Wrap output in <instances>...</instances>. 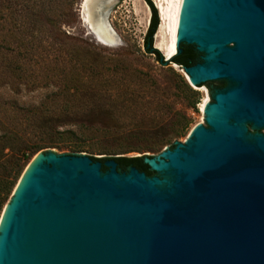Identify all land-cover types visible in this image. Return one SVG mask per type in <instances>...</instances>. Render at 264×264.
Returning <instances> with one entry per match:
<instances>
[{"label": "water", "instance_id": "1", "mask_svg": "<svg viewBox=\"0 0 264 264\" xmlns=\"http://www.w3.org/2000/svg\"><path fill=\"white\" fill-rule=\"evenodd\" d=\"M115 2L82 0L79 12L112 34ZM181 25L176 53L192 43L205 60L177 65L185 79L236 84L209 108L211 129L145 158L173 175L168 187L114 160L102 171L90 156L39 153L36 183L0 217L3 264H264V0H195Z\"/></svg>", "mask_w": 264, "mask_h": 264}, {"label": "rangeland", "instance_id": "2", "mask_svg": "<svg viewBox=\"0 0 264 264\" xmlns=\"http://www.w3.org/2000/svg\"><path fill=\"white\" fill-rule=\"evenodd\" d=\"M151 1L160 24L157 0ZM164 1L165 5L168 3V12L175 0ZM47 2H50L51 12H48L54 27L39 17L32 20L30 14L29 18L13 15L15 33L8 39L15 50L9 57L12 68L6 69L0 58V136L9 137L8 141H0V152L4 143L38 149L22 167L1 206L0 217L35 155L53 153L96 158L145 155V158L155 159L166 149L175 150L178 146L184 149L193 139L196 127L211 129L209 108L216 104L219 93L236 84L225 82L223 88H218L216 81L194 87L189 83L198 93L192 107L188 102L189 93L180 88L178 77L170 70L171 67L183 75L180 68L171 63L160 64L145 50L143 39L151 15L145 0H116L107 17L113 42L95 37L88 26L90 22L80 15L82 0H73L71 5L59 4L57 0H29L28 4L34 5L35 11L41 3L46 6ZM62 12L65 15L62 16ZM159 38L158 41L166 40V35L159 34ZM3 39L0 27V44L5 42ZM156 48L166 59L165 52ZM207 55L204 51L203 56ZM202 61L205 60L201 58ZM128 92H132V96H143L142 101L161 99L170 109L188 117L191 122L183 135H173L153 150L132 151L129 147L134 141L119 135L120 126L130 124L131 108L127 106L130 103L119 102L122 97H130ZM205 100L206 111L203 112L201 103ZM4 153H8V157L0 163L3 192L16 173L12 151L6 148ZM120 170L128 173L129 168ZM150 170L148 176L158 178L168 187L173 175L154 166H150Z\"/></svg>", "mask_w": 264, "mask_h": 264}, {"label": "trees", "instance_id": "3", "mask_svg": "<svg viewBox=\"0 0 264 264\" xmlns=\"http://www.w3.org/2000/svg\"><path fill=\"white\" fill-rule=\"evenodd\" d=\"M29 0H0V5H3V8L0 9V27L3 36L4 43L0 44V58L3 66L6 69L12 68L11 61L9 57L13 54L14 49L9 45L8 39L13 36L15 33L13 30V15H19L21 18L30 17L33 15L34 21L39 17L40 20L46 22L50 27H54V23H51L53 20L51 18V10L48 8L50 2L46 6H43L41 3L39 8L34 11V5L31 6L28 4ZM59 4L62 5H71L73 0H57ZM147 3L151 15L148 23V27L143 39V45L147 53L154 56V59L160 64H167L164 56L159 52L157 48L153 46L154 43V34L158 28L159 19L157 14V9L153 5L151 0H145ZM64 12L60 13L62 16ZM59 14V15H60ZM44 16V18H43ZM29 18V17H28ZM49 21V23H48ZM51 21V22H50ZM54 22V21H53ZM180 52H177L170 60L180 67H191L201 61L202 53L199 52L195 45L192 43L182 42L180 44ZM170 70L178 77L177 84H180V88L186 90L189 93L188 102L191 106L194 107L197 102V91L189 84V82L175 72L171 67ZM8 82V81H4ZM214 80L206 81L203 84L214 83ZM218 88H223L225 86V81H217ZM74 91V89H73ZM126 93V92H125ZM129 93V92H128ZM130 92L128 95L130 97H122L120 103L127 105L125 102L128 101L130 104L127 105L130 107V124L120 126L119 135L126 137L129 141H134L130 144V149L132 151L141 150L148 151L149 149H155L167 142L173 135L180 136L183 135L189 123L191 122L188 117L181 115L178 111L170 109L169 105L166 106L165 101L161 99L154 100H143V96L140 95H131ZM127 95V96H128ZM153 100V101H152ZM138 101V102H137ZM142 101V102H141ZM136 102V103H133ZM140 102V103H139ZM166 108V109H165ZM165 109V110H162ZM179 115V116H178ZM107 128V127H105ZM9 137L0 136V141H8ZM18 144L11 145L4 143L3 151L0 152V163L4 160V157H8V153H4V149L9 148L12 151L13 155L11 156L14 159L13 166L16 168V173L14 179L7 182L5 191H1L2 185H0V209L5 199L9 195L12 187L15 184L16 179L18 178L22 167L31 156L38 150L32 149L27 145L17 147ZM93 161H99L102 163V170H106V166L103 164L106 160H114L117 162V166L121 169H126L128 166H134L141 172H145L146 175L151 174L150 166L146 163L145 155L127 157L125 155L109 156V157H93L90 156ZM151 158V157H150ZM0 183H3L2 181Z\"/></svg>", "mask_w": 264, "mask_h": 264}, {"label": "bare ground", "instance_id": "4", "mask_svg": "<svg viewBox=\"0 0 264 264\" xmlns=\"http://www.w3.org/2000/svg\"><path fill=\"white\" fill-rule=\"evenodd\" d=\"M187 3H190L191 12H192L194 4H195V0H175L174 2H172L170 11L167 12L166 6L168 5V3H166L165 5L164 0H157V5H158V10H159L161 21H160L158 31L156 34V47H158L160 50L165 52L166 58L176 53V43L178 40L177 30L179 28H182V25H181L182 15L184 13L185 5ZM83 19L90 22L92 28L97 33L100 40L106 41V42L109 40H112L111 42H113V35L111 34L110 31L109 32L106 31V29L102 25V22H97L93 25V22L90 21L89 19L88 12L83 14ZM163 33L166 35V40L164 39V40L158 41V39L160 40L159 34L163 36ZM206 104H207L206 100L201 103V110L203 112L206 111ZM40 159H41L40 154L35 155L31 159L23 175L21 176L18 184L15 186L13 194H15L16 196H21L23 198H24V195L26 196L28 194V192L31 190L33 185L36 183V178L31 176L30 174L34 169L38 170V163L40 162ZM28 174H29V177L27 176ZM38 178L39 177H37V179ZM19 205L20 204L15 205L13 208H11L10 212L8 213L9 215L7 216V218H5V215L3 213H5L4 211H6L8 204L7 206H5L3 213H2V217L5 218L4 219L5 221L6 219L9 220V218L11 217V213H13L14 210L19 207ZM0 221H3V220H0ZM4 238L5 237L3 236L2 239L0 240V264H3L1 249L6 244V240ZM11 240H14L13 236H11Z\"/></svg>", "mask_w": 264, "mask_h": 264}, {"label": "flooded vegetation", "instance_id": "5", "mask_svg": "<svg viewBox=\"0 0 264 264\" xmlns=\"http://www.w3.org/2000/svg\"><path fill=\"white\" fill-rule=\"evenodd\" d=\"M103 164L105 165V161L103 162ZM116 165H117V162H116ZM130 167H134V166H128V168H130ZM107 169V168H106ZM117 169L119 170V169H121L120 167H118L117 166ZM101 170H102V163H101ZM103 171V170H102ZM105 171V170H104Z\"/></svg>", "mask_w": 264, "mask_h": 264}]
</instances>
